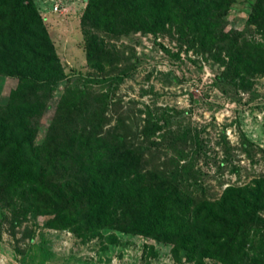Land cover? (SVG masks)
I'll use <instances>...</instances> for the list:
<instances>
[{"label": "rangeland", "instance_id": "374dc122", "mask_svg": "<svg viewBox=\"0 0 264 264\" xmlns=\"http://www.w3.org/2000/svg\"><path fill=\"white\" fill-rule=\"evenodd\" d=\"M86 1L33 0L63 74L29 127L33 143L44 148L42 162L71 178L68 172L87 173L89 151L55 145L72 125L84 128L99 120L103 125L95 130L100 134L108 129L133 134L135 142L157 147L159 162L189 163L182 185L193 195L211 200L226 186L264 178V72L241 75L240 81L219 59L223 52L201 53L174 23L155 32L105 38L114 50L97 70L85 61L79 26ZM254 1L230 2L215 28L229 39L236 36L243 57L264 61V28L247 22ZM54 2L61 3L57 11L51 9ZM15 82L0 76V104ZM80 90L86 91L83 98ZM61 104H66L62 113ZM181 132L187 139L176 141ZM7 191L0 190V264H192L182 256L176 259L170 243L149 236L109 228L79 236L53 228L47 223L51 215L37 210L28 196L10 197ZM259 213L264 218V209ZM204 262L222 264L212 258Z\"/></svg>", "mask_w": 264, "mask_h": 264}, {"label": "trees", "instance_id": "16d2710c", "mask_svg": "<svg viewBox=\"0 0 264 264\" xmlns=\"http://www.w3.org/2000/svg\"><path fill=\"white\" fill-rule=\"evenodd\" d=\"M232 1L87 0L79 19L85 61L102 70L101 62L114 50L105 38L155 32L174 23L201 53L223 52L219 59L240 81L241 75L264 72L261 57H243L235 35L229 39L216 31ZM247 22L264 28V0L253 2ZM110 59L113 63L114 55ZM0 76L16 80L0 104V190L19 199L28 196L37 210L51 215L48 225L79 236H95L103 228L149 236L170 243L176 259L182 256L192 264H205L206 258L264 264V218L259 213L264 209V178L226 186L211 200L193 195L182 185L189 163L159 162L157 147L135 142L133 134L109 129L100 134L95 130L103 125L99 120L85 126L86 132L72 125L55 145L89 151L87 173L68 172L71 178L66 170L41 161L44 148L33 143L29 127L46 109V98L63 74L33 0H0ZM79 93L83 98L86 91ZM65 107L61 104L59 112ZM187 136L181 132L174 139Z\"/></svg>", "mask_w": 264, "mask_h": 264}, {"label": "built area", "instance_id": "2783aa9c", "mask_svg": "<svg viewBox=\"0 0 264 264\" xmlns=\"http://www.w3.org/2000/svg\"><path fill=\"white\" fill-rule=\"evenodd\" d=\"M61 8V3L60 2H54L51 9L52 11H57Z\"/></svg>", "mask_w": 264, "mask_h": 264}]
</instances>
